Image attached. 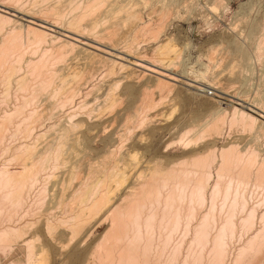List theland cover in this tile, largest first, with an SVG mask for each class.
<instances>
[{
	"label": "rangeland",
	"instance_id": "rangeland-1",
	"mask_svg": "<svg viewBox=\"0 0 264 264\" xmlns=\"http://www.w3.org/2000/svg\"><path fill=\"white\" fill-rule=\"evenodd\" d=\"M59 1L60 2L58 3V0H50V1L49 0H47V1L46 0H44V1L43 0H19L18 2H17V0H0V3L6 4L7 6L10 5L11 7H14L16 9H20L23 12H28V13L31 12V14L35 13L34 16L36 18H38L37 16H39V18L41 19L44 16L43 17L44 20L50 21L49 22L50 24H53L55 21H58V22H55V24L58 25L62 29H67L69 21L71 19H73L75 16L76 17V18H74L75 21L73 20L71 23L74 25L73 30L76 31L75 32V33H77L76 35H78V36L82 35L83 36V33H84V37L90 38V40H92V41L97 40V42L102 44V45L105 43L104 47H107L109 49L112 47L111 48L112 52H113V50L117 51V52H120V51L123 52V50H124L125 52H123L122 54H126V53L128 54L129 53L132 56L136 55L135 57H138L141 59L142 58L143 59L147 58L148 60L151 59V57L153 55L152 51L155 47L158 46V43L161 44L162 42L165 41V39L171 38L173 40L172 44L176 45L177 49L179 47L181 48V49L180 48L178 49V50H181V52L179 51V53H181V55L179 57V60H178V58L173 60V63L169 66L172 68H168V69L164 70V72L167 74L175 75V76L180 75L182 77L184 76L183 75V72H184L185 73L184 78H186L188 76L187 78L191 79V80L192 79L193 80L198 79L197 80L198 85H199V83L206 85V88H205L206 91L205 92H199V91L197 92V90L188 87L185 79L180 78V79H182L180 82H176V83L172 82L175 86L173 88L172 92H170V93L166 92V93L162 94L159 91H156V93H155V91L153 90V88H155V86H154L155 75H153V77L149 76V75H146V76L143 75L142 76L141 73L139 72V71H142L141 69L138 68L139 69L138 70L137 68H134L131 66L129 69H125L126 71L125 70L121 71V69L119 67H117V68L115 67L113 69H116L117 71L113 70L114 72L112 73V75L107 74L110 79L108 78V76L107 77L105 76L102 78L101 74H103L105 72V70H107L106 69L107 66L105 67L104 65L106 63L108 64L109 61L103 62L104 64H102V62L99 64H97L98 62L97 63L94 62V63H92V64H94L93 66H92V64H90L89 66H90L91 70H93V71H95V70L99 71L100 70V72L95 71L96 73L94 76H97L96 74L99 73L98 77L100 75L101 79H99L100 77L99 78L93 77L94 80L93 79L91 80L90 85H94L96 87L97 91H94V94L93 93L90 94L87 97L88 99L86 98V102L88 100V105H86V106H88V111L93 110L94 106H95L94 108L97 109L98 106L100 105L99 102L101 103L100 99H99L100 101L98 99H96V101H95V99L93 97L98 92V89H97L98 86H96V85H99V88L104 90V89H106L105 87H107V88L109 87L110 89L113 88V85H116L115 82L118 83V81H119V83H120L118 88L116 87V89H114L115 88L114 87L113 90L112 89L110 90V94H112V96H110V97H113V98L115 97L117 100V102L114 105L115 107L113 106L114 110H113V108H110V109L108 108L107 110L105 109L106 112H105L104 120L92 123V126H98V125L100 126L103 122H105V123H107L108 126L106 124H104L106 127L105 130L103 129V131H100V133H98V134L82 137V140L79 139L80 141L77 142L79 145H77L75 143L78 147L72 142L69 144L70 146H65V147H67V149L69 148L68 150L65 149V147L63 146L61 148V150H62L61 156H60L59 160L57 161L58 163L57 162L52 163L54 160L53 161L51 160L52 162L49 161L50 164H49V162H47L48 166L46 163L45 170L47 169V171H46L47 174L45 171H44L45 173L44 172H43V174L41 173L42 177H41L40 183H41L43 177H47L48 175H49V177H47L45 179L50 180L52 178V180L56 179V181L55 180L54 181L48 180L47 181L48 184H46L47 183L46 181L41 183V185L44 183H45L44 186L46 185V193L40 194L38 192L39 198H41L43 196L41 199V201H43V202H41L40 200L38 201L40 203L37 202L38 195L36 197L37 190H35L36 194H35V191H33V193L31 192L29 197L27 196L28 201H26V203H24L25 205L23 204L24 206H21V209L17 210V212L15 209L16 207H14V211H11L12 206L10 205L11 206V209H10V207H9L10 203H7L8 201L5 203V208L9 207V209H10L8 215L11 216V214H12V219L14 220L15 225H18L19 228L22 227L23 231L27 234V237L32 238L34 236L35 238H38L37 242H39V243L35 242L36 247H39L43 244V246L45 247V250H47L46 256H47V263L48 264H98L101 260L97 257H99L100 255L95 253V251L96 250H97V252L100 251L99 254L100 253L103 254V251L100 249L99 246L102 244L101 241H103V239L105 237L104 236L105 233H107L109 231L108 227L111 225L110 224L111 220L110 221L108 220V219H110L107 217L108 213H106L105 215L103 214L102 216H99L97 218L96 217L90 218V220L88 219L89 221L87 220L88 222L86 221V223H84V226H82L81 229L76 230L77 236L75 234H73V230L70 228V226L74 225V223L77 220H79L78 218H79V215H81V214H80V212H78L79 211L78 208H76L78 206L73 202V196H72V193L70 194V190L72 192V190L74 188L77 189L80 187H85L86 184L89 185L90 182H92L91 180H94V176L96 177V176H99L100 174H101L100 176H102L104 174L103 172L106 170L105 167L107 166V163L109 164V162H110V164H113L114 158L110 157L109 154H107V152H108L107 149H109V147H110L109 145L115 144L116 146L122 147L121 153H120L121 154L120 156H123L122 162L124 161V158L126 156V158H125L126 163H125V161L123 162V164H125V165H123V168H124V166L126 167L127 165H129L128 166L129 168L128 167L127 168L129 170V174H130V177H129V174L127 175L126 183L123 182V184L118 186L119 189H118V187L114 188L115 193L113 195L114 196V201L112 203L113 208H114V206L116 207L118 204H120V200L122 201V199L126 197V192H125V191H127L126 187L128 185H133L132 181L134 180L135 176H137V173L139 174L140 172L143 171V175L145 177H147V176L150 177L151 174H153V172L162 171L163 169H165L163 171L166 172V170L170 169L171 166L173 167V164L177 167L180 164V161L183 162L185 160H187V161L192 160L193 157L195 156L194 152H196V151H197L196 153L204 154L205 150L214 148L217 150V153H218L219 150L222 149V147H226L228 145L230 146L231 144L232 145L234 144V145L238 146V149H241V151H243V152L255 151V152H257V154L259 156L264 155V138L263 137L258 136V138H257L256 137L258 135L257 132H256L257 133L256 134L255 132H250L248 130H242L243 128H240L239 125L234 124L235 126L233 127V125H231L229 123V118L231 119L233 107L243 109V107H241V105L239 106V104L243 103V105L247 106V104H245V101L250 103V101H252V99H263L264 100V50H261L260 56L262 55L263 57L262 56L260 57L258 54H256L257 52L254 49L255 45L257 46L256 41L258 43L261 39L262 34L264 33L263 32L264 31V27H263V23H264V20H263V18H264V16H263L264 15V0H256V1L255 0H237V1L236 0H224L222 2V5H221L222 11L220 9L221 8L220 5H218L217 2H216V4L218 5L217 9H214V10L211 9L210 4L212 3L213 0H211L210 2H209V0H207V1L206 0H189V1L188 0H172V1L171 0H164V3L161 2V0H156V1L155 0H147L149 3L146 2V0H145V2L147 4H144L145 2H143V0H137L136 7L134 6L135 8L139 7L140 4L143 3V5H141V7L137 8V9H134V8L131 9L130 5L128 7L129 3L132 2L131 3V6H132L133 4H135L136 0L135 1L129 0V3H127V0H126V2L124 0H116V1L113 0V3L118 4V2H120L119 3L120 6H122V4L125 2L124 5L127 4L128 10H127L126 5L122 6L121 7L122 9L120 7H118V9H117L116 8L117 5H114L111 0L110 1L108 0V5L109 6L113 5L117 10L116 12H119L118 16H116V14H115L116 12L114 11L115 8L113 6H111L112 7L111 9H113V10L108 11L110 16L107 15V13H108L107 10L110 9V7H106L107 4L105 5V3H107V0H99V2H98V0H73L72 2H71V0H59ZM121 1H122V3H121ZM139 1H141V3L138 4ZM154 1L156 3L158 2L157 5L155 4L157 7L160 5L158 9L154 8V7H156L153 4ZM159 1L163 5L159 4ZM169 1H171V2H169ZM215 1L216 0L213 1V4L215 3ZM55 2L58 4L56 5ZM73 2H75V3H73ZM175 2L177 4V8L173 7L175 5ZM51 3H52V5H51ZM69 3H70V7L69 6L68 7L71 10L68 11L67 5H69ZM90 3L91 4L94 3V4L89 7ZM99 3H100V5L98 6L97 4H99ZM101 3H103L105 5V8H104V5ZM22 4H24V5H22ZM86 4H87V6H86ZM165 4H167V6L170 9H168V7H166ZM188 4H190V5H188ZM208 4H209V6H207ZM46 5H47V8H45ZM164 5H165L166 9H164V7H163ZM23 6H24V8H23ZM76 6H77V8H76ZM142 6H143V8H142ZM191 6H192V8H191ZM193 6H194V8H193ZM54 7H56V8L58 7V9H55ZM60 7H62L60 11H61V14L62 13L63 14L61 15L62 19L60 17L58 20L57 18H58V15H60L59 14L60 11L58 12L55 10H59ZM71 7H73L74 12L72 11ZM93 7H95V9L97 10L98 13L100 12V15L97 13V17L100 16L103 18V19L99 18V22H98V18L96 19V17H94V16H96V10H94ZM101 7H103V9ZM224 7H226V8H224ZM32 8L35 11H37V10L40 11L42 9L41 10L42 14L39 12L37 14L34 10L32 12ZM50 8H51V11L53 10V12H51L50 16H46L47 13L48 14L50 13V11L47 12L46 10L47 9L49 10ZM86 8H87V11H85ZM91 8L93 9V12L88 11L89 9L91 10ZM162 8H163V10H165L164 16L166 14V18H164V16H163V19L166 22L162 19L164 21L163 23L165 26H163V23L160 19V16L162 18L161 14H163ZM252 8H254V9H252ZM63 9H64V12H62ZM28 10H31V11L29 12ZM81 10H84L85 13L88 14V16L90 14V17L88 18L87 15L84 14L85 17H82V19L80 17V21H83L82 25L81 24L77 25L76 21L79 19L80 15H83L82 12L84 13V11L81 12ZM100 10H102L103 13ZM120 10H121L123 15L120 13ZM211 10H213V11H211ZM54 11H55V15H54ZM70 11H72V12H70ZM130 11H131V13H129ZM160 11L162 13L159 15ZM250 11H251V13H250ZM104 12L105 13L107 12V13L105 14ZM126 12H128V13L126 14ZM132 12H134V14L137 13L136 16H138V20L140 23L138 22L137 17L136 16L134 17L132 15ZM36 14H37V16H36ZM56 14H58V15H56ZM91 14H93V15L95 14L93 16V19L91 18V16H92ZM140 14H141V17L139 16ZM167 14H168V16H167ZM51 15H52V17H51ZM77 15H78V19H77ZM131 15H132V18L134 17L135 19H132ZM105 16L108 19H105ZM127 16L130 17L131 21L135 20V22H137L136 25H135L134 21L128 22ZM45 17H46V19H45ZM47 17H48V19H47ZM69 18H70V20H68ZM158 18L160 19L159 23L161 22V24H162V28H161L162 30L160 29V31H159V33L161 32L159 37H157L158 34H157V36L154 37L152 34H148L149 31H147V33H146L145 29L148 28V23L150 26H153L154 24H155V26H157L158 22L156 24L155 21H156V19L158 21ZM14 19H17V18H14ZM101 19H102V21H101ZM104 19L107 21V23ZM126 19H127V22L124 24L122 22V20L126 21ZM91 20H93L94 22ZM103 20H104L106 25L102 24V23H104ZM67 21H68V23H67ZM80 21L78 20L79 23H80ZM85 21L88 24L90 23V21L92 24L95 23V21H96V23L94 25L89 24L90 25L89 26L87 24V26H85L86 25ZM118 21H120V22L118 23ZM237 21H239V22L237 23ZM22 23H24V22H22ZM97 23H98V25H96ZM112 23L115 25L113 26ZM116 23H117V25H119V27H116L117 26ZM131 24H132V26H131ZM144 24H146L147 27ZM254 24H255V27H254ZM75 26L78 28H80L79 26H81V28H82V26H85V27H83L84 29H82V32L80 33V31L77 30L78 28L75 29ZM92 26H94V27L92 28ZM95 26H96V28H95ZM150 26H149V28H150ZM89 27L91 28L90 30L88 29ZM137 27H138V30H136ZM154 27H153V29H156V27L155 28ZM110 28H111V30H110ZM140 28H142V29H140ZM9 29H10V26H6L3 34H0V41H2L1 38L4 36L6 31H8ZM112 29L113 30L116 29V31L115 30L113 31V33L116 32L115 36L113 35V33H111ZM139 29H140V33H139ZM151 29L152 28H150V30ZM83 30H84V32H83ZM99 30L102 32H100ZM104 30L110 31L109 32L110 34L106 31L107 37L105 36L106 32H104ZM141 30L142 31L144 30L145 33H144V31L142 32ZM55 31L57 33L55 32V33H53V35H58L59 33L63 32L62 30H59L58 28H55ZM137 31H138L139 36L135 41L132 42L131 38L133 39V34H135V32L137 33ZM259 31H260L261 35L259 34ZM100 33H103V34L100 35ZM142 33L147 34V36L149 37L148 38L147 36L144 35L146 38V41H145L144 36L141 35ZM86 34H87V36H86ZM257 34L259 35V37L257 36ZM110 35L113 38H110L109 37ZM247 35H248V37H247ZM102 36L103 37L105 36L106 38L105 37L103 38ZM118 37H119V39H117ZM253 38H254V40H253ZM81 39H82V41H85L84 38L81 37ZM112 39H114V40H112ZM101 40L102 41L104 40L103 41L104 43ZM26 41H27V36L23 32V43L20 46V48H22V47L23 48L21 50H20V48H18L17 51L12 53L13 56L11 55V57H9V59L7 60L8 63L6 61L5 66H3L4 68H6V66H8L9 63L13 62V60H14V62L11 63V65H15V70H17L16 74L14 73L15 70L12 71L15 74V77H14L15 79L13 78L14 75L11 76L12 72H11V74L10 73L7 74L6 73L7 71H5L6 69L9 68V66L6 69H3V67H2L1 68L2 72L0 74V78L5 77V76H9V77L11 76L10 77L11 78L10 83L7 82L9 80V77H6V81L4 79L3 80L0 79L1 80L0 84L1 85L3 84L2 86L6 87V85H4V83L7 84V88L0 86V116H1V113L4 115V113H6L7 111L13 112V109L14 108L16 109L17 105H18L17 107L19 109L21 107V109L24 113L23 114L22 112H20L19 114H21V115L23 114L22 116L18 114L19 115V116L17 115L18 118H16V119L13 118L14 120L12 119V121L11 120L9 121V123L10 122H13V123L8 124V122H7L8 125H12V127H14V128H12V129H14V134H13V130L11 129L10 126L8 127L9 130H8V128L6 129V123H5L4 130H7V132L8 131L10 132V130H11L12 132H10V134H12V135L7 133L8 135H5L6 138L4 139V136H3V139L0 140V170L5 168V167L6 168L8 167L7 169L10 172H14V171L18 172L19 170H21V167H22L21 159L18 158V154H15L16 157H14L15 156L14 153H16L15 149H17V147L20 148L21 146H24L23 144L28 145V143L31 141L29 143V146L30 145L36 146L38 151H40V150H42V147L46 146L50 141L53 140L52 137L50 138L48 136V134L46 137L45 136L41 137V138L39 137V139H38V137L36 138V136H38L36 134H40L41 133L40 131H42V133L45 131L44 134L49 133L50 130H48V129L42 130L43 128L40 129L38 126L42 123V121H43V123H45L48 120H42V121H40V123H38L39 121L35 122L34 119H32L34 123H38L35 125L33 123V127H32L31 126L32 124H30L32 120L30 121L31 118L28 119L29 113L33 112L32 110H35V111L38 110L37 112H40V110L43 109L42 108L43 105L41 103H43L44 106H45V103L48 104L46 102V100L44 102L45 98H43V97H44V95H45V97L48 96L50 94V92L46 91L45 94L43 95V97H42L43 93L38 95L36 93V91L32 92L31 89L33 90V88H31V87H34V86L37 87V83L39 82V79L37 78L38 79L37 80L36 76H33V78H35V79H33L32 75L30 76V72L28 73V77L27 76L25 77V78H28V80H25V85L22 87V83H19V85L21 84V86H19V89H22V91H20L18 89L17 81L15 82V80H17L16 78H18L20 80V78L25 76V73L27 74V69L25 68V66H26L25 61H29V59L30 60L34 59V61H36V58L38 60V57L40 58V55L44 56L45 50H47L48 46L51 47V44H50L51 41H48L47 44L46 43L41 44L40 46H38V49H37V45L36 46L34 45V47H33V44H31L28 41L26 43ZM242 41H244L245 44ZM116 42H117V44H116ZM128 42H130V43H128ZM51 43H53V44H52V48H48L49 49L48 52L49 51L51 52V53L50 52L47 53L48 57L53 56V54L56 55V53L58 54L59 52H61V50L59 51V48H61V47L57 42H55V43H57L56 46L54 45V42H51ZM131 43L134 45L132 46ZM106 45H108V46H106ZM115 47H116V49H113ZM239 47L243 48L244 52H246V56H247L246 58L241 57L237 54L236 50ZM55 48L56 49L58 48V52H56ZM249 48H250V50H248ZM263 49H264V45H263ZM32 50H34L35 53H36V51L38 53L34 54V52H32ZM90 50L95 52V54H98V55L103 56L105 58H107V57L111 58L109 55L108 56L104 55L103 53H101L99 51H95L92 49H90ZM130 51L132 53H130ZM133 52H134V54H133ZM212 52H213V54H211ZM20 53L22 54V58L24 59L23 60L24 62L21 61V63L19 64L16 62H17L18 58L21 56ZM225 53L228 55L227 57L229 59H231V57H232V60L235 59L234 63L231 60H227L228 58L226 57ZM68 54L70 55V56L68 55L70 58H72V56L74 58V63H72V65L76 64V63L80 65L83 62L82 56L79 57L75 53H71L72 54L71 55L70 52ZM236 54L239 56V58H238V56H236ZM255 54H256V56H255ZM222 55H224L226 58L224 57V59H223ZM233 55H234V58H233ZM68 56H67V59L65 62V66L61 62V64L59 63V66L61 65L60 67H63V66L64 67H67V66L70 67L71 59ZM14 57H16V58H14ZM75 57L78 59L76 60ZM212 57H213V60L211 59ZM218 57H220V58H218ZM235 57H237V58H235ZM249 57H250V59H249ZM73 58H72V61H73ZM129 59H131V57H129ZM217 59L220 61L217 62ZM9 60H10V62H9ZM152 60H154V56L152 57ZM210 60H211V62H210ZM223 61H225L226 64ZM51 62L48 64V67H50V68H51V66H52V68H54L55 66L58 67L57 63H54L53 61H51ZM227 62L230 64H228ZM68 63H70V64H68ZM214 63L217 64V66L215 65L216 67L212 68V67H214ZM18 64H19V66H18ZM109 64H110V66L108 65V67L110 69L112 67V64L111 63H109ZM125 64L127 65V63H125ZM79 65H77V66H79ZM174 65H177V66L174 67ZM231 65H233V66H231ZM236 65H237V67H236ZM99 66L100 67L103 66L104 69H103V67L97 68ZM48 67H45V68H47V70H45L46 73H48L49 71L51 72L52 68L51 69L49 68L50 70H48ZM93 68L94 69L96 68V69L94 70ZM101 69L104 71H102ZM45 71H44V73H45ZM3 73H5L4 76H3ZM106 73L107 72H105L104 74H106ZM144 73H146V72H144ZM104 74H103V76H104ZM127 74H129V75H127ZM130 74L132 75V77ZM1 75H2V77H1ZM198 76H199V78H198ZM29 77L31 79H29ZM105 78H107V79L105 80ZM202 78H203V80H202ZM120 79H121V81H120ZM165 79H167V77ZM199 79H200V81H199ZM33 80H36V81L34 82ZM57 80H58V78H55L54 82ZM99 80H100V82L98 83ZM109 80H110V83H109ZM208 80H210L209 82L211 84H212L211 80H213V82L215 84L218 81H220V83L222 85H216L215 86V84L213 83L214 86L209 87V85H207L209 83ZM215 80H216V82H215ZM3 81H5V82H3ZM182 81H184V82H182ZM96 82H97V84H96ZM105 82H107V83H105ZM27 83L28 84L30 83V84L27 85ZM56 83H58V81ZM8 85H9V90H8ZM15 85H17V86H15ZM26 86H27V89H26ZM218 86H219V88H216ZM220 86H221V88H220ZM224 86H225V88H224ZM35 87H34V90H35ZM147 87H151V89H152L151 91H153V94L150 97L153 100H155V102L153 104L156 106L152 107L153 111L151 109L150 111L147 112V114H149L148 115L149 117L147 116V118H145V117H142L145 115L142 112V110L140 111L141 114L139 111H138L139 113L137 112L138 115H136L137 113L135 114L134 112H136L135 106H138V107H139V105L142 106V100L140 98H138L137 96L140 97L139 93H141V91L143 89H146ZM2 88H4L3 89L4 92H2ZM77 88L81 89L79 92V95L80 94L81 95L80 96L77 95L75 100L77 103L81 104L80 101L84 100L85 98L84 97L80 98V97L82 96V93L84 94L85 91L87 92L88 89L86 90V86H83V85L77 86ZM109 88H108V91H109ZM5 90L8 91L9 97L4 96L5 93L7 94V91L5 92ZM132 90L135 92L134 96H131ZM111 91H112V93H111ZM113 91H114V93H113ZM24 92H26V93L23 94ZM34 92H35V96L32 97L31 94L33 93V95H34ZM15 93H17V95ZM46 93H48V94L46 95ZM167 93H169V95ZM36 95H38L37 98L41 97L40 100L36 99V100H38L37 102L35 99H33L36 97ZM78 96H79L80 101L77 98ZM29 97L31 98L30 100L33 99L34 102L26 100L27 103L31 102L30 105H29V103L27 105L25 102V99L26 98L28 99ZM119 98L121 100H118ZM23 99H24V102H23ZM56 100H58V99H56ZM20 102H21V106H20ZM56 102L57 101H54L56 108L53 107L51 109L52 114H53L54 108H55V112H56V114H55L56 119H52L53 124H52L51 119H50L49 120L50 122L49 121L46 122L44 124L45 126L42 123V125L40 127L43 126L46 129V127L48 128V126L53 125V129H56V127L60 128L61 126H64V125L67 126V123H66L67 119L64 120L66 118V115L64 116V114H65V111L69 110L70 105L67 104L69 106H67V107L65 106L64 110H62V108H61V110H59V103L57 104ZM39 103H40V105H39ZM22 104L26 108L23 107ZM96 104H97V107H96ZM108 105H109V103H108ZM30 106H31V108H30ZM57 107H58V109H57ZM24 108H25V111H24ZM65 108H66V110H65ZM85 108H87V107L80 109V110H82V112L79 111L78 114L83 115L84 111H86ZM219 108L224 109L227 113L226 114L227 120L223 119L222 120L223 123L221 121V123L223 124V125H220V127L223 128V129L222 128L220 129L222 131V133H221V131H220L219 135H216L213 132L211 133L212 135H210L208 133V135L202 137V139L199 140L198 143H196V145H195L196 147H194L195 143L189 145V146H191V147H189V146H186L187 142H184V141L181 142L180 141V136H182L188 129H191V130L194 129V132L191 133V135H193L196 132H199L200 128L205 123V121L207 119L210 120L212 118V116H210L212 113H210V112H214L215 110H219ZM56 109L59 110L58 115L60 114L59 116L62 118L61 120H60V117L57 118ZM243 110H245V109H243ZM60 112H62V113H60ZM61 114L65 117L64 119H63V116H61ZM134 114H135L137 120H135ZM130 116H131V120H132L131 122L133 123L132 124L130 122L131 125H130V123H128L130 121V118H129ZM53 117H54V114H53ZM23 118L26 119V120H24L27 122L26 125L29 123V125H30L29 130H28V125L25 128L26 125H25V122L23 121ZM58 119L60 121L63 120L61 122L62 124L60 122L59 123L57 122V121H59ZM53 120H55V122ZM133 120L136 121V123ZM224 120H226L225 121L226 123L224 122ZM260 120L263 121V119H260ZM20 121L22 124L20 123ZM56 123H58V124L56 125ZM139 123H141V124H139ZM128 124L130 125V127L132 126V129H134L133 131L131 128H128L129 126L128 127L126 126ZM54 125H55V127H54ZM136 125H137V127H136ZM229 125H231V127ZM15 126L20 127V128L22 126V128L20 129L22 131L19 132V129L17 128L18 132H16V133H18V134H16L15 133ZM34 127L37 128V130H35ZM125 127H126L127 133L125 132ZM23 128H25V129H23ZM127 128H128V130H127ZM26 129H27V132L29 134H30V129H32L31 133L34 132V134L32 133V137L35 135L34 138H30V139L26 138L25 139L26 134H24V131ZM50 129L52 130V128H50ZM129 130L131 131L130 134H129ZM46 131H48V132H46ZM22 132H23V134H22ZM119 133H121V134H119ZM3 135H4V133H3ZM13 135H16L17 137L14 136V138H12ZM7 136H10V137L12 136V137H11V139H10V137L8 139ZM30 136H31V134H30ZM115 137L117 140H115ZM118 138H119V140H118ZM129 138H130V140H129ZM48 139H51V140H48ZM255 139H256V141H255ZM2 140L5 142H2ZM81 141L82 142L84 141V144ZM35 142H37V144H35ZM80 142H81V144H80ZM43 143H44V146L42 145ZM54 143H55V146H54V144H53V146H54V148H56L58 142L55 141ZM40 145H42V147ZM81 145H83L84 147H82ZM4 146L6 147V149ZM183 146H184V148H183ZM71 148L74 149V151H72ZM64 149L66 150V152ZM258 149H260V150H258ZM132 150H133V153H132ZM63 151L65 152V154H63ZM70 151H71V157L68 153ZM192 151H194V152H192ZM122 152L124 154H122ZM129 154L131 156H129ZM82 155H83V157H82ZM117 155H118V153H117ZM117 155L115 158H118L119 155L118 156ZM77 156H78V159H77ZM127 156H129V157H127ZM135 156H136V158H135ZM191 156H192V158H191ZM67 157H68V159H67ZM17 158H18V160H17ZM127 158L132 163L127 161L126 160ZM14 159H16V160H14ZM143 159H144V161H143ZM74 160L76 163L74 162ZM159 160L162 163L161 162L159 163ZM138 161H139V163H138ZM156 161H157V164H156ZM136 162L138 164V167H137ZM176 162H178L179 164L177 163L178 164L177 165ZM51 163H52V166H51ZM65 163L67 165H65ZM96 163H98L99 165L98 164L96 165ZM53 164L56 165L55 168H53L54 167ZM93 164H94V166H93ZM104 165H105V167H104ZM169 165H170V168H168ZM92 166H93V169L91 170L90 168H92ZM108 166H107V168H108ZM120 166H122V165L120 164ZM135 166H136V169L134 170V174H132ZM155 167H157V168L155 169ZM60 168H62V169H60ZM77 168L78 169L81 168V169L78 170ZM54 169H55V172L52 173V171ZM75 169H76V173H75ZM73 170H74V172H73ZM135 171H137V172L135 173ZM51 175H52V177H51ZM72 175H73V177H72ZM74 175H75V177H74ZM69 179H71V180H69ZM72 180H74V181H72ZM54 182H56V183L54 184ZM69 182L71 184H69ZM78 182H80V183H78ZM77 183L79 185H77ZM67 184H68V188L66 186ZM55 188H57V189H55ZM63 189H64V191H63ZM66 189L67 190L69 189V191H67ZM254 189H255V191H254ZM249 191L250 192L247 194L249 206L250 207L254 206V208L257 209L256 214L257 213L258 214L256 216H258L259 214L261 215L262 213H264V202H263L264 201L263 200L264 199L263 198L264 192L262 190L258 191V189H256V188H252ZM259 193H261V194L259 195ZM61 194H63V195H61ZM69 195H70V198H69ZM45 196H46V199H44ZM209 199L210 198L208 196V198L205 200V202H200V203H198L197 201L189 202V200H185L182 203H180L181 206L180 205L178 206V204H179V202H178L176 205L174 204V207L172 206V207H170V209L167 208L168 210H170L169 212L167 211L168 213L164 212L165 208L162 210V207L164 204H161L162 207L159 205L161 208L158 206V208H159L158 209L159 210L158 211L159 222L157 221V223H156L157 227H155V230L156 229L157 230L150 240L152 242L151 243V248H152L151 251L152 252H150L151 255L149 257H150V260L152 259L151 262L152 263L154 262L153 264H157L155 261V260H157L156 258H158V260H157L158 264H175V263L176 264H180V263L184 264L185 260H186L185 264H201V262H198V263L195 262V260L197 259L196 257H198L200 255V253L203 254L202 255L203 256L202 264H209V262H211V260L213 258L212 257L213 252H212V246H211L212 244L211 245L209 244L203 251L202 247L197 245L196 243H194L192 240L193 237H191V235L193 236L194 228L197 227L196 224L199 226L203 222L202 220L204 219V216L207 217L208 212L210 213L211 210H213L212 206H211L212 205L211 200L209 201ZM188 202L190 203V205L187 204ZM229 202H230V199H229V201H227V203L229 204ZM60 203H61V205H60ZM221 203H223V199L221 197H216L214 199V205H215L214 210L215 211H214V213L212 211L210 214H208L207 223L211 227L210 231H211L212 238H213V236L216 235L215 233H217L218 228L220 226L224 225L225 220H227L230 217V214L228 212V208H226V207H228V204L225 206L226 209L223 208L222 212L219 211V210H221V205H223ZM68 204H69V207H68ZM219 204H221V205L219 206ZM7 205H8V207H7ZM41 205H42V207H41ZM73 205H75V209H74ZM190 206H191V208H190ZM179 207L181 208L180 211L178 210ZM28 208H30V209H28ZM171 209H173V210L171 211ZM190 209H191V212H190ZM6 210H7L6 212H8V209H6ZM32 210H33V212H32ZM161 210L163 211L165 216L164 215L162 216ZM48 211H51V212H48ZM177 211H179V213L182 212L180 215V216H182L181 217L182 220L180 219L179 224L176 225V227H177L176 228L177 231H176V229L175 228L173 229V227H172L173 222L171 221V219H173V217ZM13 212L16 215H14ZM26 212H27V214H26ZM65 212L67 215L64 214ZM78 213H79V215H78ZM192 213H193V215H192ZM241 213H242V215H241ZM21 214H22V216H21ZM146 214H147V211H146ZM204 214H206V215H204ZM29 215H30V218H29ZM169 215H170V217H169L170 220L167 221V219H165V218H167ZM227 215L229 216L228 218H227ZM51 216H53V217H51ZM159 216H160V218H159ZM233 216H234V219L232 217V221H233V223H236V229L233 232V235H231V237H229L230 235L228 234L227 236H225V238H223V239H225L224 243H225L226 249H227V254L225 256L224 264H226L227 262H228L227 264H231V263H233V264H264V261H263L264 260V246H263L264 245V240H263L264 239L263 238L264 232L262 233V231L264 229L263 223L261 224L260 220H258V218H257V220L255 219V221L253 222V225L251 227L252 229H250V226L249 227L244 226L243 225V219L246 216V212L244 211V213H243V211H241V208H239V207H238V209L235 210V214ZM72 217H74L75 222L74 221H73V223L70 222V226L68 227L69 223L66 224V222H64V221H66L68 219L67 220V222H68L70 218H71V220H73ZM185 217H187L188 219ZM75 219H77V220H75ZM163 219H165V220L163 221ZM160 220H161V223H160ZM234 220H235V222H234ZM16 221L18 223H16ZM186 222L188 223L187 226H190V227H189L188 231L186 230V232H184L186 229V225H185ZM24 223L25 224L27 223L28 225L27 224L25 225ZM164 223H167V224H164ZM48 224H49L50 228H47ZM183 225L185 226L184 227L185 229L183 228ZM66 227H68L70 229L68 230V228H66ZM129 228H131V230L129 229L128 232L132 231V233H129V237H130V239H132L133 237L131 238V234L133 235L134 229H132L131 226ZM247 228H249V229H247ZM244 230H246V232L247 231L248 232L246 233ZM259 231H260V233H259ZM191 232H192V234H191ZM103 233H104V235H103ZM261 233H262V235H261ZM257 234H258V240L259 241L256 239V241H254L255 246H254V244L252 246H249L248 242L253 238V236H255ZM144 236H146V237L143 239ZM232 236H233V238H232ZM249 238H250V240H249ZM145 239L147 241V239H149V238H147V235L144 233V235L141 236V240L144 241V243H143V241L141 242V246L146 243ZM262 240H263V242H262ZM166 242H167V245H166ZM191 242H193V243H191ZM226 242H227V244H226ZM98 244H99V246H97ZM243 246H244V248H243ZM245 246L247 248H245ZM256 246H259V249H258V247L256 248ZM96 247H98V248H96ZM176 247H177L178 251H176ZM254 247L257 250H255ZM247 249H250V250H247ZM175 251H176V254H175ZM209 252H210V254H209ZM79 253H80V255H79ZM93 254H94V256H93ZM96 254L98 255L97 257H96ZM98 259H99V262H97ZM167 259H168V261H167ZM235 259H236V261H235ZM99 264H101V262Z\"/></svg>",
	"mask_w": 264,
	"mask_h": 264
},
{
	"label": "bare ground",
	"instance_id": "bare-ground-1",
	"mask_svg": "<svg viewBox=\"0 0 264 264\" xmlns=\"http://www.w3.org/2000/svg\"><path fill=\"white\" fill-rule=\"evenodd\" d=\"M19 0H17L18 2ZM44 1V0H43ZM47 1V0H46ZM50 1V0H49ZM73 0H71L72 2ZM110 1V0H109ZM112 3H113V0H111ZM116 1V0H115ZM126 2V0H124ZM132 1V0H131ZM135 1V0H134ZM156 1V0H155ZM154 1V2H155ZM172 1V0H171ZM169 1V2H171ZM189 1V0H188ZM207 1V0H206ZM211 0H209L210 2ZM214 1V0H213ZM213 1L212 3L210 4L211 6V9H217V6L222 5V2L224 0H216L215 3L213 4ZM237 1V0H236ZM256 1V0H255ZM21 2V1H20ZM35 2V1H34ZM57 2V1H56ZM55 4L57 5L60 1L58 0V3ZM97 2V1H96ZM99 2V0H98ZM97 2V3H98ZM103 2V1H102ZM124 2V3H125ZM143 2H145V0H143ZM146 2H148L146 0ZM144 3V4H147V3ZM151 2V1H150ZM154 6H156L158 4V2L154 3ZM161 2L164 3V0H161ZM161 2L159 1V4H161ZM217 2V4H216ZM43 3V2H42ZM75 3V2H73ZM104 3V2H103ZM101 3V4H103ZM110 3V2H109ZM111 3V4H112ZM120 2L117 3H113L114 5H117L116 8L118 9V7H122V6H125L127 7V4L124 5V3L122 4V6H120L119 4ZM122 3V1H121ZM127 3H129V0H127ZM132 3V2H131ZM131 3L128 4V7L130 5V8H134V9H137L139 7H141L142 4H140L139 7L135 8L136 7V4H137V0L135 2V4H133L131 6ZM141 3V1L138 2V4ZM149 3V2H148ZM174 3V2H173ZM39 4V3H38ZM94 4V3H93ZM90 3L89 7L91 5H93ZM108 5V0H107V3H105V5ZM156 4V5H155ZM171 4V3H170ZM181 4V3H180ZM179 4V5H180ZM184 4V3H183ZM213 4V5H212ZM233 4V3H232ZM254 4V3H253ZM24 5V4H22ZM52 5V3H51ZM67 5V4H66ZM98 6L100 5L97 4ZM104 5V4H103ZM105 5H104V8H105ZM106 7H110L108 11H112L113 9H111L113 5L111 6H107ZM163 5V4H161ZM166 7L167 4H165ZM165 5L163 6L164 9H166ZM182 5V4H181ZM185 5V4H184ZM190 5V4H188ZM247 5V4H246ZM33 6V5H32ZM49 6V5H48ZM70 7V3L69 5H67V7ZM84 6V5H83ZM82 6V7H83ZM87 6V4H86ZM95 6V5H94ZM135 6V7H134ZM160 6V5H159ZM159 6L157 7H154L155 9L159 8ZM183 6V5H182ZM209 6V4L207 5ZM260 6V5H259ZM63 7V6H62ZM59 10H55V11H60L61 8ZM65 7V6H64ZM68 7V11L71 10L69 9ZM75 7V6H74ZM88 7V8H89ZM96 7V6H95ZM94 8V10H96ZM114 7V6H113ZM128 7H127V10H128ZM162 7V6H161ZM173 7H176L177 8V4L175 2V5ZM172 7V8H173ZM187 7V6H186ZM24 8V6H23ZM43 8V7H42ZM47 8V5L46 7ZM55 9H58V7H54ZM72 8V11L74 10L73 7ZM77 8V6H76ZM85 8V7H84ZM97 8V7H96ZM100 8V7H99ZM103 9V7H101ZM115 8V7H114ZM115 8V12L117 11ZM119 8V9H120ZM143 8V6H142ZM192 8V6H191ZM194 8V6H193ZM226 8V7H224ZM122 9V8H121ZM126 9V8H125ZM141 9V8H140ZM161 9V8H160ZM168 9H170L168 7ZM181 9V8H180ZM221 11H222V7L220 8ZM254 9V8H252ZM33 8H32V12H33ZM42 10V9H41ZM41 10H37L35 11L37 14L38 12L41 13ZM76 10V9H75ZM78 10V9H77ZM99 10V9H98ZM211 10V11H213ZM29 12L31 10H28ZM50 11V13L48 14L47 12ZM45 12L47 13L46 16H50L51 12H53V10L51 11V8L48 10H46ZM55 11H54V15H55ZM70 11V12H72ZM84 11V10H81V12ZM85 11H87V8L85 9ZM84 11V13L82 12L83 15H80L79 16V19H78V15H77V19L80 21V17L82 19V17H85L84 14H86ZM88 11H92L93 12V9L91 8V10L89 9ZM102 13L103 11L100 10ZM119 11V10H118ZM123 11V10H122ZM134 11V10H133ZM165 10H163L162 8V12L163 14H161L162 12L160 11L159 15L161 14L162 15V18L160 16V19L162 21V23L165 21L163 19V16H164V12ZM253 11V10H252ZM43 12V11H42ZM62 12H64V9L62 10ZM74 12V11H73ZM106 12V13H107ZM215 12V11H214ZM257 12V11H256ZM44 13V12H43ZM57 13V12H56ZM66 13V12H65ZM97 10H96V16H94L93 14H91V18L93 19V16L96 17V19L98 18V22H99V18H102L100 16L97 17ZM105 13V12H104ZM105 13V14H106ZM120 13L122 14L121 10H120ZM128 12H126L127 14ZM131 13V11L129 12ZM169 13V12H168ZM251 13V11H250ZM35 14V13H34ZM34 14L31 12L28 13V12H23L21 11L20 9H16L14 7H11L10 5L7 6L6 4H2L0 3V34H3L4 32V29L6 28V26H10V29L8 31H6V33L4 34V36L1 38L2 41H0V74L2 72V67L5 66L6 64V61L9 59V57H11V55L13 56L12 53H14L15 51L18 50V48H20L21 44L23 43V32L26 34L27 36V41L30 42L31 44H33V47L34 45L36 46L37 45V49H38V46H40L41 44H47L48 41H51V42H54V45L56 46L57 43L60 45L61 48H59V51L61 50V52H59L58 54L56 52H58V48L56 50V55L53 54V56H47V53L48 52V48H52V44H51V47L48 46L47 50H45V53H44V56L40 55V58L38 57V60L36 58V61H34V59L30 60L29 61H25V68L27 69V74L25 73V76H23L22 78H20V80L18 78H16L17 80H15V82L17 81V86L18 89H19V86H21V84L19 85V83H22V87L25 85V80H28V78H25L26 76L28 77V73L30 72V76L32 75V78L33 76H36V79L38 78L39 79V82L37 83V87H35V90H34V87H31L33 88V90L31 89V91H36V93L39 95V94H42V97L43 95L45 94L46 91H49L50 94L48 96L44 97V102L46 100V102L48 104L45 103V106L43 103H41L43 105V109L40 110V112H37L38 110H32L33 112L32 113H29V118L30 121L32 119H34L35 122H38L40 123V121L42 120H50L51 119V122H52V119H56V112H55V108H56V105L54 103V101H57L56 103L58 104L59 103V110H64V107L66 106H69L70 105V108L69 110L65 111V114L64 116L66 115V118L61 114V116H63V119L66 120L67 122V126H61L60 128L56 127V129H53V125H50L48 126V128L46 127V129L42 126V123L39 126V128H43L42 130H50L49 133H45L44 132L42 133V131H39L42 133L40 134H36L38 136H36V138L39 137H46L47 134L48 136L51 138L52 137V141H50L46 146H44V143L42 144L44 147H42V145H40L42 147V150L38 151V149L36 148V146H29V142L28 145H25L23 144L24 146H19L20 148L17 147V149H15L16 153L15 154H18V158L21 159V170H19L18 172H10L6 167L1 169L0 170V264H48L47 263V250H45V247L43 246V244L39 247H36L35 245V242L38 241V238H35L34 236L32 238L30 237H27V234L23 231V228H19L18 225H15L14 223V220L12 219V214L11 216L8 215L9 213V210L11 209V206H12V210L11 211H14V207H16V212L17 210L21 209V206H24L26 203V201H28V198L27 196L29 197V195L31 194V192L33 193V191L37 190V194H36V191H35V194H36V197L37 195L40 193V194H43V193H46V185L44 186V184L41 185V183H43L44 181H48L47 177H49V175L47 177H43L41 183H40V180H41V173L43 174V172L47 171V169L45 170V165L47 162H53L52 163H55L59 160L60 156H61V148L64 146H70L69 144L72 142V143H76L77 145H79L77 142H79L81 139L82 140V137H86V136H91V135H94V134H98L100 133V131H103V129L105 130L106 127L104 124L107 125V123L103 122L100 126H92V123L94 122H97V121H102L104 120L105 118V112L106 110L109 108H113V106L115 105V103L117 102L116 98L114 97H110L112 96V94H110V90L113 88L116 89V87L118 88L119 87V81L118 83L115 82V84L117 85H113V88H109V91H108V88L105 87L106 89L102 90L99 88V85H96L98 86V92L93 96L95 101L96 99H100L101 100V103L99 102V106L97 109H95L93 107V110L91 111H88V100L86 102V98L90 95V94H94V91H97L96 90V87L94 85H90L91 83V80L94 78L93 77H98V72H100V70H94L95 71H98L96 74L97 76H94L95 75V71L91 70L90 69V64L94 63V62H98L97 64L101 63L104 64L103 62L105 61H109V63L112 64V67L109 69L108 65L110 66V64L106 63L104 66L106 67L107 66V70H105V72H107L106 74H101L102 75V78L103 77H107L108 75H112V73L114 72L113 70H116V69H113V68H117L119 67L121 69V71L125 70V69H129L131 66L134 67V68H139L141 69L142 71H139L141 73V75H149V76H152L155 75V80H154V86L155 88H153V90L155 91H159L160 93H166V92H172L173 88L175 87L174 84L172 82H180L182 79H185L186 82H187V85L188 87L190 88H193L195 90H197V92H205V88H206V85L205 84H201L199 83L198 85V79L197 80H191V79H188L187 77L184 78L185 76V73L183 72V77L180 76V75H171V74H167L164 72V70L168 69V68H172V67H169L172 63H173V60L178 58L179 60V57L181 55V53H179V51L181 52V50H178L177 49V46L176 45H173L172 44V39L171 38H167L165 39L164 42H162L161 44L158 43V46L155 47L153 49V55L152 57L154 56V60H152V57L151 59H147V58H138V57H135V56H132L131 54H122L123 52H125L123 50V52H117V51H114L112 52V47L109 49L107 47H104L105 46V43L102 45L100 43L97 42V40H90V38H87V37H84V33H83V36L82 35H76L77 33H75L76 31L73 30V27L74 25L71 23L74 18H76L74 16L73 19L70 20V18L67 21L68 23V27L67 29H62L60 28L58 25L55 24V22H58V21H55L53 24H50L49 22L50 21H47V20H44V16L40 19L39 16H36L38 18H36L34 16ZM42 14V13H41ZM40 14V15H41ZM60 15H58V20L59 18L61 17V11L59 12ZM100 15V12L98 13ZM113 14V13H112ZM116 16L119 15V12H116L115 13ZM137 14V13H136ZM136 14H134V12H132V15L135 17ZM44 15V14H43ZM67 15V14H66ZM87 17L89 18L90 17V14L88 16V14H86ZM108 16L109 15V12L107 13ZM106 15V16H107ZM114 15V14H113ZM123 15V14H122ZM132 15H131V18H132ZM170 15V14H169ZM262 15V14H261ZM103 16V15H102ZM105 16V19H108L107 17ZM115 16V15H114ZM121 16V15H120ZM129 16V15H128ZM127 16V17H128ZM141 17V14L139 15ZM168 16V14H167ZM264 16V15H263ZM52 17V15H51ZM67 17V16H66ZM86 17V18H87ZM132 18V19H135V18ZM137 17V20H138V16ZM14 18H17V19H14ZM64 18V17H63ZM85 18V19H86ZM90 18V19H91ZM120 18V17H119ZM164 18H166V14L164 16ZM46 19V17H45ZM48 19V17H47ZM62 19V17H61ZM84 19V18H83ZM103 19V18H102ZM101 19V21H102ZM104 19V20H105ZM116 19V18H115ZM118 19V18H117ZM140 19V18H139ZM158 18V21L156 19L155 23L157 24L158 22V25L155 26V24L153 26H150L149 23H148V28L145 29L146 33L147 31L148 34H152L154 37L160 35L159 31L160 29L162 28V24L161 22L159 23V20ZM164 21H163V20ZM239 19V18H238ZM56 20V19H55ZM78 20L76 21L77 25L81 24L82 25V22L83 21H80V23L78 22ZM89 20V19H88ZM87 20V21H88ZM103 20V22H104ZM136 20V21H137ZM264 20V18H263ZM53 21V20H52ZM51 21V22H52ZM62 21V20H61ZM75 21V20H74ZM93 21V20H91ZM90 21V25H94L96 23H91ZM100 21V22H101ZM106 21V20H105ZM109 21V20H108ZM131 21L130 20V17H128V22ZM135 22V20H132ZM131 21V22H132ZM243 21V20H242ZM247 21V20H246ZM251 21V20H250ZM24 22V23H22ZM94 22V21H93ZM120 21H118L119 23ZM122 22L125 24L127 22V19L126 21L122 20ZM139 22V20H138ZM166 22V21H165ZM239 21H237L238 23ZM248 22V21H247ZM86 23V21H85ZM107 23V21H106ZM137 22H135V25H136ZM140 23V22H139ZM245 23V22H244ZM88 23H86L85 26H87ZM88 24V25H89ZM100 24V23H99ZM104 25V23H102ZM121 24V23H120ZM235 24V23H234ZM84 25V24H83ZM89 25V26H90ZM98 25V23L96 24ZM112 25L114 26L115 24L112 23ZM117 25V23H116ZM129 25V24H128ZM127 25V26H128ZM146 25V24H144ZM250 25V24H249ZM257 25V24H256ZM62 26V25H61ZM85 26H79L80 28L76 27L75 26V29L78 28L77 30L80 31V33L82 32V29H84L83 27ZM103 26V25H102ZM101 26V27H102ZM132 26V24H131ZM152 28L150 30V28ZM156 27V29H153V27ZM163 26L164 23H163ZM94 26H92L93 28ZM98 27V26H97ZM105 27V26H104ZM111 27V26H110ZM116 27H119V25H117ZM144 27V26H143ZM147 27V25H146ZM154 27V28H155ZM254 27H255V24H254ZM263 27H264V23H263ZM55 28H58L59 30H62L63 32L62 33H59L58 35H53V33H55ZM96 28V26H95ZM103 28V27H102ZM106 28V27H105ZM104 28V29H105ZM108 28V27H107ZM115 28V27H114ZM132 28V27H131ZM80 29V30H79ZM87 29V28H86ZM89 30L91 29L90 27L88 28ZM117 29V28H116ZM116 29H114L116 31ZM119 29V28H118ZM142 29V28H140ZM140 29H139V33H140ZM149 29V30H148ZM249 29V28H248ZM262 29V28H261ZM96 30V29H95ZM109 30V29H108ZM106 30L108 33L110 31ZM111 30V28H110ZM112 29L111 33H113L114 31ZM138 30V27L137 29ZM135 30V31H136ZM162 30V29H161ZM241 30V29H240ZM88 31V30H87ZM100 31V30H99ZM104 30V32H106ZM142 31V30H141ZM144 31V30H143ZM142 31V32H143ZM144 31V33H145ZM248 31V30H247ZM263 31V30H262ZM84 32V30H83ZM95 32V31H94ZM102 32V31H100ZM103 32V33H104ZM107 32L105 34V36L107 37ZM238 32V31H237ZM240 32V31H239ZM264 32V31H263ZM57 33V32H56ZM91 33V32H90ZM103 33H100L103 34ZM115 33H113V35L115 36ZM118 33V32H117ZM134 33V32H133ZM142 33L141 35H145L147 36V34H144ZM243 33V32H242ZM99 34V33H98ZM97 34V35H98ZM110 34V33H109ZM247 34V33H246ZM259 34L261 35L260 31H259ZM96 35V34H95ZM112 35V34H111ZM111 35L109 36L110 38H113L111 37ZM112 35V36H113ZM117 35V34H116ZM87 36V34H86ZM99 36V35H98ZM104 36V37H105ZM119 36V35H118ZM139 34H138V31L137 33L135 32V34H133V39L131 38L132 42L135 41L137 38H138ZM144 36V38H145ZM238 36V35H237ZM257 36L259 37V35L257 34ZM82 38L85 39V41H82ZM101 37V36H100ZM103 37V36H102ZM103 37V38H104ZM105 37V38H106ZM108 37V38H109ZM141 37V36H140ZM148 37V36H147ZM151 37V36H150ZM153 37V38H154ZM248 37V35H247ZM257 37V38H258ZM97 38V37H96ZM102 38V39H103ZM149 38V37H148ZM255 38V37H254ZM253 38V40H254ZM95 39V38H94ZM98 39V38H97ZM119 39V37L117 38ZM246 39V38H245ZM249 39V38H248ZM259 39V38H258ZM257 39V40H258ZM100 40V39H99ZM98 40V41H99ZM114 40V39H112ZM152 40V39H151ZM240 40V39H239ZM26 41V43H27ZM117 41V40H116ZM119 41V40H118ZM145 41H146V38H145ZM259 41V40H258ZM57 42V43H55ZM131 42V41H130ZM128 42V43H130ZM244 44L245 42L242 41ZM29 43V44H30ZM114 43V42H113ZM154 43V42H153ZM49 44V43H48ZM49 44V45H50ZM117 44V42H116ZM132 44V43H131ZM256 44L257 46L255 45V52L256 54H258L260 56V53H261V50H264L263 49V45H264V33L262 34L261 36V39L260 41L257 43L256 41ZM24 45V44H23ZM134 44H132L133 46ZM108 46V45H106ZM112 46V45H111ZM124 46V45H123ZM137 46V45H136ZM47 47V46H46ZM118 47V46H117ZM121 47V46H120ZM23 48V47H22ZM20 48V50L22 49ZM32 48V47H31ZM247 48V47H246ZM28 49V48H27ZM33 49V48H32ZM90 49L92 50H95V51H99L101 53H103L104 55H109L111 58H105L103 56H100L98 54H95V52L91 51ZM113 49H116L113 48ZM181 49V48H180ZM42 50V49H41ZM51 50V49H50ZM250 50V48L248 49ZM27 51V50H26ZM25 51V52H26ZM47 51V52H46ZM20 52V51H19ZM31 52V51H30ZM32 52H34V54L38 53L34 50H32ZM75 53L77 54V56L81 57L82 56V63L79 65L77 64H73L74 63V58H73V61H72V58H70L69 56V53ZM225 52V51H224ZM237 54L241 57H244L246 58V52H244V49L239 47L237 50H236ZM18 53V52H17ZM22 53V52H21ZM20 53V54H21ZM24 53V52H23ZM51 53V52H50ZM130 53H132L130 51ZM142 53V52H141ZM229 53V52H228ZM65 54V55H64ZM134 54V52H133ZM152 54V53H151ZM213 54V52L211 53ZM226 54V53H225ZM236 54V56H238ZM255 54V56H256ZM55 55V56H54ZM69 55V56H68ZM72 55V54H71ZM74 55V54H73ZM138 55V54H137ZM219 55V54H218ZM24 56V55H23ZM32 56V55H31ZM42 56V57H41ZM67 56L71 59V65L70 67H64L65 66V62H66V59H67ZM76 56V57H77ZM228 55L226 54V57ZM231 56V55H230ZM238 56V58H239ZM262 56V55H261ZM260 56V57H261ZM75 59L77 60L78 58ZM129 57H131V59H129ZM133 57V58H132ZM141 57V56H140ZM143 57V56H142ZM224 55H222V58L224 59ZM225 57V58H226ZM251 57V56H250ZM249 57V59H250ZM263 57V56H262ZM16 58V57H14ZM22 58V54L21 56L18 58L17 62L16 63H21L24 62L23 58ZM30 58V57H29ZM220 58V57H218ZM228 58V57H227ZM233 58H234V55H233ZM237 58V57H235ZM12 59V58H11ZM10 59V60H11ZM213 60V57L211 58ZM9 60V62H10ZM215 60V59H214ZM227 60H231L233 61L234 63V60H232V57L231 59H227ZM248 60V59H247ZM259 60V59H258ZM53 61L54 63H57L58 64V67L55 66L54 68H51L48 67V64ZM70 61V60H69ZM68 61V62H69ZM80 61V60H79ZM220 60L217 59V62H219ZM260 61V60H259ZM14 62V60H13ZM13 62H10L9 63V68L6 69L8 66H6V68L3 67V69H6L5 71H7L6 73L7 74H11L12 71L15 70V65H11V63ZM61 62L63 63V67H60L59 66V63L61 64ZM81 62V61H80ZM127 63V65L125 63ZM211 62V60H210ZM225 63V61H223ZM230 62V61H229ZM8 63V61H7ZM52 63V62H51ZM68 63V64H70ZM178 63V62H177ZM180 63V62H179ZM216 63V62H215ZM214 63V67L212 68H215L217 66V64ZM228 63V62H227ZM18 64V66H19ZM67 64V65H68ZM213 64V63H212ZM219 64V63H218ZM226 64V63H225ZM230 64V63H228ZM11 65V66H10ZM79 65V66H77ZM94 64H92L93 66ZM216 65V66H215ZM234 65V64H233ZM231 65V66H233ZM241 65V64H240ZM17 66V65H16ZM17 66V67H18ZM91 66V67H92ZM96 66V65H95ZM94 66V67H95ZM98 66V65H97ZM173 66V65H172ZM177 65H174V67H176ZM230 66V65H229ZM45 67H48V70L51 69V72L49 73H46L45 70H47V68ZM103 67V66H101ZM100 66L97 67V68H101ZM237 67V65H236ZM20 68V67H19ZM24 68V67H23ZM50 68V69H49ZM21 69V68H20ZM104 69V67H103ZM109 69V70H108ZM138 69V70H139ZM19 70V69H18ZM102 70V69H101ZM17 70L14 71V73L16 74ZM45 71V73H44ZM94 73H93V72ZM104 71V70H102ZM117 71V70H116ZM119 71V70H118ZM126 71V70H125ZM239 71V70H238ZM146 72V73H144ZM236 72V71H235ZM241 72V71H240ZM12 72V75L13 78L15 77V74ZM120 73V72H119ZM125 73V72H124ZM127 73V72H126ZM5 73H3V76H4ZM6 74V75H7ZM19 74V73H18ZM22 74V73H21ZM108 74V75H107ZM129 75V74H127ZM131 75V74H130ZM187 75V74H186ZM245 75V74H244ZM10 76V77H11ZM118 76V75H117ZM121 76V75H120ZM202 76V75H201ZM2 77V75H1ZM6 77H9V76H5V77H2L0 79H4L6 81ZM9 77V80L7 82L10 83V78ZM17 77V76H16ZM100 77V75H99ZM98 77V78H99ZM132 77V75H131ZM140 77V76H139ZM167 77V79H165ZM55 78H58V83H56L57 81L54 82V79ZM97 78V79H98ZM109 78V76H108ZM119 78V77H118ZM128 78V77H127ZM144 78V77H143ZM142 78V79H143ZM182 78V79H180ZM197 78V77H196ZM199 78V76H198ZM15 79V78H14ZM29 79H31L29 77ZM35 79V78H33ZM37 79V80H38ZM101 79V77L99 78ZM107 78H105L106 80ZM110 79V78H109ZM131 79V78H130ZM141 79V80H142ZM201 79V78H200ZM199 79V81H200ZM214 79V78H213ZM103 80V79H102ZM125 80V79H124ZM132 80V79H131ZM203 80V78H202ZM1 81V80H0ZM3 81V82H5ZM12 81V80H11ZM19 81V82H18ZM32 81V80H31ZM34 82L36 80H33ZM97 81V80H96ZM121 81V79H120ZM134 81V80H133ZM171 81V82H170ZM206 81V80H205ZM204 81V82H205ZM210 80H208L209 82ZM14 82V81H13ZM93 82V81H92ZM100 82V80L98 81V83ZM103 82V81H102ZM184 82V81H182ZM212 84L209 82L207 85L210 86H214V82L213 80H211ZM216 82V80H215ZM219 82V83H218ZM216 85H222L220 83V81H218ZM107 83V82H105ZM109 83H110V80H109ZM214 83V84H213ZM225 83V82H224ZM30 84V83H29ZM27 83V85H29ZM34 84V83H33ZM94 84V83H93ZM97 84V82H96ZM113 84V83H112ZM3 85V84H2ZM0 84V86H2ZM5 86H2L4 88H7V84L4 83ZM86 86V90L87 92L85 91V93L83 94L82 93V96L80 98H85L84 100H79V92H80V88H77V86ZM102 86V85H101ZM231 86V85H230ZM2 88V92L3 89ZM16 88V87H15ZM37 88V89H36ZM83 88V87H82ZM216 88H219L216 87ZM221 88V86H220ZM225 88V86H224ZM24 89V88H23ZM26 89H27V86H26ZM25 89V90H26ZM158 89V90H157ZM8 90H9V85H8ZM20 91H22V89H19ZM79 90V91H78ZM84 90V89H83ZM151 87H147L146 89H143L141 91V93H139L140 97L137 96L138 98H140L142 100V106L139 105L138 106H135V111L134 112L135 114L139 111L142 110V112L145 114L144 116L142 117H145L147 118V116L149 114H147L148 111H150L152 109L153 106H156L154 105L153 103L155 102V100H153L150 96L153 94V91H151ZM7 90H5L6 92ZM138 91V90H137ZM19 92V91H18ZM82 92V91H81ZM196 92V93H197ZM26 92H24L23 94H25ZM31 93V92H30ZM112 93V91H111ZM114 93V91H113ZM158 93V92H157ZM169 93H167L169 95ZM209 93V92H208ZM3 94V93H2ZM17 95V93H15ZM14 94V95H15ZM48 93H46L47 95ZM192 94V93H191ZM194 94V93H193ZM211 94V93H210ZM239 94V93H238ZM12 95V94H11ZM33 99H39L41 97H38L37 96ZM79 95L77 98L78 100L81 102L80 103H77L76 102V96ZM135 95V92L132 90L131 91V96H134ZM4 96H8V91H7V94L5 93ZM31 96H35V92H34V95L33 93L31 94ZM161 96V95H160ZM3 97V96H2ZM9 97V96H8ZM19 97V96H18ZM92 97V98H93ZM142 97V98H141ZM154 97V96H153ZM58 100H56V99ZM91 98V97H90ZM232 98V97H231ZM4 99V98H3ZM21 99V98H20ZM31 98L29 97L28 99L26 98L25 99V102L26 100L27 101H31V102H34L33 99L30 100ZM88 99V98H87ZM136 99V98H135ZM238 99V98H237ZM43 100V99H42ZM77 100V101H78ZM99 100V101H100ZM118 100H121L120 98ZM140 100V101H141ZM251 100V99H250ZM6 101V100H5ZM38 100H36L37 102ZM94 101V100H93ZM241 101V100H240ZM23 102H24V99H23ZM31 102H28L29 105L31 104ZM40 102V101H39ZM77 104H76V103ZM120 102V101H119ZM118 102V103H119ZM122 102V101H121ZM158 102V101H157ZM28 103L26 102V104L28 105ZM75 103V104H74ZM91 103V102H90ZM109 103V105H108ZM3 104V103H2ZM25 104V105H26ZM33 104V103H32ZM38 104V103H37ZM69 104V105H67ZM80 104V105H79ZM141 104V103H140ZM159 104V103H158ZM245 104H247V106L243 105L242 104H239V106L241 105V107H243V109H239L237 107H233V110H232V114H231V119L229 118V123L231 125H233V127L235 126L234 124L236 125H239L240 128H243L242 130H248L250 132H257L258 135L256 136L258 138V136L260 137H263L264 138V100L263 99H252V101L249 102H246L245 101ZM23 105V104H22ZM35 105V104H34ZM40 105V103H39ZM243 105V106H242ZM12 106V105H11ZM18 106V105H17ZM16 106V109L14 108L13 109V112H6L4 113V115L1 113V116H0V140L3 139V136H4V139L6 138L5 135H8L10 134V132H12L10 130V132L7 130H4L5 128V123H6V129L10 126L11 129L14 128L12 127V125H8L10 123H13V122H10L9 121L14 118H18L17 115L22 112V109L20 107V109ZM20 106H21V102H20ZM23 107H25L23 105ZM36 107V106H35ZM55 107L53 109V114H54V117H53V114L51 113V109ZM84 107H87L85 108L86 111H84V114L83 115H79V111L82 112V108ZM96 107H97V104H96ZM115 107V106H114ZM138 107V108H137ZM18 108V109H17ZM26 108V107H25ZM25 108H24V111H25ZM29 108V107H28ZM31 108V106H30ZM58 109V107H57ZM57 118L60 117L58 115V111L57 110ZM95 109V110H94ZM106 109V110H105ZM155 109V108H154ZM218 109V108H217ZM66 110V108H65ZM84 110V109H83ZM112 110V109H111ZM110 110V111H111ZM114 110V108H113ZM132 110V109H131ZM12 111V110H11ZM109 111V112H110ZM153 111V109H152ZM3 112V111H2ZM55 112V113H54ZM63 112V111H62ZM60 112V113H62ZM67 112V113H66ZM138 112V113H139ZM228 112V111H227ZM138 113L136 115H138ZM142 113V114H143ZM212 113L210 116H212V118L210 120H206L205 123L202 125V127L200 128L199 132H196L194 133L193 135H191V133L194 132V129L191 130V129H188L182 136H180V141H184V142H187L186 143V146H189L193 143L194 144V147H196V143L199 142V140L202 139V137L208 135V133L210 135H212L211 133H215L216 135H219L220 133V129L222 127H220V125H223V119H226L227 120V116H226V111L224 109H220L219 110H215L214 112H210ZM229 113V112H228ZM24 114V113H23ZM22 114V115H23ZM108 114V113H107ZM133 114V113H132ZM134 114V116H135ZM141 114V112H140ZM21 115V114H19ZM18 115V116H19ZM21 115V116H22ZM151 115V114H150ZM229 115V114H228ZM256 115V116H255ZM133 116V117H134ZM127 117V116H126ZM149 117V116H148ZM130 118V121L128 123H130L132 120H131V116L129 117ZM144 118V119H145ZM13 119V120H14ZM62 118L60 117V120ZM126 119V118H125ZM133 119V118H132ZM260 119H263L260 120ZM26 120L23 118V121ZM59 120V119H58ZM57 121L58 123L62 122V121ZM115 120V119H114ZM129 120V119H128ZM135 120H137L136 116H135ZM142 120V119H141ZM224 120V122L226 121ZM28 121V120H27ZM46 121V122H48ZM55 122V120H53ZM134 121V120H133ZM143 121V120H142ZM152 121V120H151ZM222 121V123H221ZM8 122V124H7ZM25 122V125H26V121ZM29 122V121H28ZM45 122V123H46ZM50 122V121H49ZM113 122V121H112ZM136 123V121H134ZM21 123V121H20ZM33 120L31 121L30 124H32L31 126L33 127ZM38 123H34L35 124H38ZM43 123V125L45 124ZM56 123V125L58 124ZM111 123V122H110ZM132 123V122H131ZM130 123V125H131ZM226 123V122H225ZM22 124V123H21ZM50 124V123H49ZM53 124V122H52ZM62 124V123H61ZM109 124V123H108ZM133 124V123H132ZM141 124V123H139ZM8 125V126H7ZM18 125V124H17ZM28 125V130H29V123L27 124ZM27 125L25 126V128L27 127ZM97 125V124H96ZM130 125H126L128 128H131L132 129V126L130 127ZM231 125H229L231 127ZM37 126V125H36ZM35 126V127H36ZM45 126V125H44ZM108 126V125H107ZM24 127V126H23ZM31 127V128H32ZM35 130H37V128H35ZM55 127V125H54ZM137 127V125H136ZM238 127V126H237ZM19 129V132H21L22 130H20L22 128L20 127H16L15 126V133L18 132L17 130ZM23 128V129H25ZM52 128V130L50 129ZM127 128V130H128ZM135 128V127H134ZM136 129V128H135ZM223 129V128H222ZM9 130V128H8ZM13 130V134H14V129ZM123 130V129H122ZM134 129H132L133 131ZM6 131V132H5ZM24 131V130H23ZM32 129H30V134L27 132V129L24 131V134H26V137L25 139L27 138H34V136L32 137V133L34 134V132H32ZM82 131V132H81ZM202 133H201V132ZM247 131V132H248ZM27 132V133H26ZM36 132V131H35ZM48 132V131H46ZM125 132L127 133L126 131V127H125ZM130 130H129V134H130ZM229 132V131H228ZM4 133V135H3ZM8 133V134H7ZM222 133V131H221ZM256 133V134H257ZM18 134V133H16ZM23 134V132H22ZM80 134V135H79ZM104 134V133H103ZM121 134V133H119ZM201 134V135H200ZM214 134V135H215ZM12 135V134H10ZM221 135V134H220ZM230 135V134H229ZM14 136L16 135H13L12 138H14ZM23 136V135H22ZM21 136V137H22ZM113 136V135H112ZM116 136V135H115ZM141 136V135H140ZM10 136H7V138L9 139ZM10 137V139H11ZM17 137V136H16ZM111 137V136H110ZM109 137V138H110ZM215 137V136H214ZM24 138V137H23ZM113 138V137H112ZM34 140V139H33ZM48 140H51V139H48ZM115 140L116 137H115ZM119 140V138H118ZM130 140V138H129ZM136 140V139H135ZM11 141V140H10ZM38 141V140H37ZM58 142L57 143V146L56 148H54L55 146V143L54 142ZM128 141V140H127ZM126 141V142H127ZM256 141V139H255ZM2 142H5L2 140ZM45 142V141H44ZM82 142V141H81ZM80 142V144H81ZM112 142V141H111ZM27 143V142H26ZM84 144V141L82 142ZM125 143V142H124ZM123 143V144H124ZM180 143V142H179ZM238 143V142H237ZM7 144V143H6ZM34 144V143H33ZM35 144H37V142H35ZM34 144V145H35ZM54 144V146H53ZM75 144V145H76ZM181 144V143H180ZM228 144V143H227ZM231 144V143H230ZM39 145V144H38ZM76 145V146H77ZM11 146V145H10ZM82 147H84L83 145H81ZM86 146V145H85ZM107 146V145H106ZM110 146V147H109ZM109 149H107V154H109L110 157H113L114 158V162L113 164H109L107 163V166L104 167L106 168V170L103 172L104 174L102 176H94V180H91L92 182H90V184H86L85 187H80V188H77V189H73L72 192L70 190V194L72 193V196H73V202L78 206L76 208H78V212H80L81 215H79V220H77L76 222L74 221V217L73 220H71V218L69 219V221L66 222V224H68V227L70 226V222L73 223V221L75 222L74 225H71L70 228L73 230V234L76 235V230H79L82 228V226H84V223H86V221L90 218H97L99 216H102L103 214L105 215L106 213H108V219L110 221V226L108 227L109 228V231L107 233H103V235L105 236L102 244L99 246V244L97 246L100 247V249L103 251V254H99V252H97V250L95 251V253H97L98 255H100L99 257H97L98 255L96 254V257L99 258L101 261V264H153L150 260V252H152V248H151V238L153 237L154 233L156 232L155 230V227L156 226V223L157 221L159 222V219H158V206L161 204H164L163 207H162V210L164 209L165 213L170 210H168L167 208L170 209V207H174V204L176 205L178 202V206L180 205V203H182L183 201L185 200H189V202H195L197 201L198 203L200 202H205V200L208 198L209 196V201L211 200V206H212V209L211 212L213 211L214 213V199L216 197H221L223 199V205L219 204V206L221 205V211L222 212V209L225 208V206L228 204L227 201H229L230 199V202L228 204V212L230 214V217L227 215V220H225V224L220 226L218 228V231L217 233H215L216 235L213 236L212 238V235H211V231H210V225H208L207 223V218H208V214H210L208 212L207 214V217L204 216V219L202 220L203 222L198 226L196 224V228H194V231H193V236L191 235V237H193V242L196 243L197 245L201 246L202 247V250L204 251V249L210 244H212V252H213V255H212V260L211 262H209V264H224V261H225V256L227 254V249H226V245L224 243L225 239V236H227L228 234L230 235L229 237H231V235H233V232L235 231L236 229V223H233L232 221V217L234 219V214H235V210L239 208H241V211H244L246 212V216L245 218L243 219V225L244 226H250V229H252V225H253V222L255 221V219L257 220H260L261 224L263 223V227H264V213H262L261 215L259 214L258 216H256V211L257 209L253 207H250L249 206V202H248V197H247V194L250 192L249 190L252 189V188H256L259 190H262L264 192V155L262 156H259L257 154V152L255 151H246V152H243L241 151V149H238V146L236 145H228L226 147H222V149L219 150V152L217 153V150L212 148V149H207L205 150L204 154H199V153H196L194 151V154L195 156L193 157L192 160L190 161H183L181 162L180 161V164L178 162H176V164L178 165L177 167L173 164V167L171 166L170 168V165L168 168V170H166V172H164L163 169L162 171H157V172H153V174H151V176H147L145 177L143 175V171L140 172L139 174L137 173V176H135L134 180L132 181V184L133 185H128L126 188H127V191L126 192V197L125 198H121L122 201L120 200V204H118L116 207L112 206V203L114 201V193H115V187L117 188L118 186H120L121 184L126 183L127 181V175L129 174V170H128V166L127 165L126 167L124 166L123 168V162L125 161V158H124V161L122 162V158L123 156H120L121 154V149L122 147L121 146H116L115 144H111L109 145ZM185 146V145H184ZM183 146V148H184ZM193 146V145H192ZM212 146V145H211ZM5 147V146H4ZM78 147V146H77ZM191 147V146H189ZM188 147V148H189ZM258 147V146H257ZM124 148V147H123ZM210 148V147H209ZM261 148V147H260ZM6 149V147H5ZM65 149H67V147H65ZM64 149V150H65ZM69 149V148H68ZM67 149V150H68ZM72 149V148H71ZM81 149V148H80ZM84 149V148H83ZM104 149V148H103ZM8 150V149H7ZM87 150V149H86ZM257 150V149H256ZM260 150V149H258ZM72 151H74V149H72ZM126 151V150H125ZM136 151V150H135ZM66 152V150H65ZM65 152L63 151V154H65ZM87 152V151H86ZM70 157H71V151L68 152ZM77 153V152H76ZM120 156H118L117 155ZM132 153H133V150H132ZM78 154V153H77ZM122 154H124L122 152ZM193 154V155H194ZM87 155V154H86ZM116 155L118 156V158H115ZM127 155V154H126ZM13 156V155H12ZM63 156V155H62ZM105 156V155H104ZM129 156H131L129 154ZM127 156V157H129ZM16 157V155L14 156ZM76 157V156H75ZM83 157V155H82ZM140 157V156H139ZM17 158V160H18ZM136 158V156H135ZM144 158V157H143ZM192 158V156H191ZM68 159V157H67ZM77 159H78V156H77ZM132 159V158H131ZM16 160V159H14ZM13 160V161H14ZM52 160V161H51ZM88 160V159H87ZM127 161L128 158L126 159ZM182 160V159H181ZM12 161V160H11ZM68 161V160H67ZM144 161V159H143ZM165 161V160H164ZM49 162V164H50ZM63 162V161H62ZM66 162V161H65ZM75 162V160H74ZM73 162V163H74ZM131 162V161H129ZM154 162V161H153ZM161 161L159 160V163ZM52 163H51V166H52ZM58 163V162H57ZM56 163V164H57ZM64 163V162H63ZM76 163V162H75ZM126 163V161H125ZM132 163V162H131ZM130 163V164H131ZM139 163V161H138ZM155 163V162H154ZM162 163V162H161ZM69 164V163H68ZM98 163H96L97 165ZM120 164L122 166H120ZM135 164V163H134ZM137 164V162H136ZM149 164V163H148ZM156 164H157V161H156ZM20 165V166H21ZM55 168L56 165L53 164ZM64 165V164H63ZM65 165H67L65 163ZM75 165V164H74ZM73 165V166H74ZM99 165V164H98ZM160 165V164H159ZM164 165V164H163ZM47 166H48V163H47ZM46 166V167H47ZM94 166V164H93ZM93 166L92 168H90L91 170L93 169ZM134 166V165H133ZM146 166V165H145ZM175 166V167H174ZM63 167V166H62ZM77 167V166H76ZM82 167V166H81ZM100 167V166H99ZM128 167V168H127ZM137 167H138V164H137ZM154 167V166H153ZM49 168V167H48ZM51 168V167H50ZM58 168V167H57ZM67 168V167H66ZM75 168V167H74ZM134 168V167H133ZM157 167H155L156 169ZM160 168V167H159ZM62 169V168H60ZM78 169V168H77ZM81 169V168H79ZM78 169V170H79ZM95 169V168H94ZM132 169V168H131ZM130 169V170H131ZM136 169V166L135 168L133 169V173L134 174V170ZM138 169V168H137ZM167 169V168H166ZM77 170V171H78ZM104 170V169H103ZM160 170V169H159ZM44 172V173H45ZM50 172V171H49ZM55 172V169L52 171V173ZM74 172V170H73ZM128 172V173H127ZM131 172V171H130ZM137 171H135L136 173ZM146 172V171H145ZM72 173V172H71ZM75 173H76V169H75ZM90 173V172H89ZM47 174V172H46ZM54 175V174H53ZM71 175V174H70ZM46 176V175H45ZM64 176V175H63ZM78 176V175H77ZM81 176V175H80ZM79 176V177H80ZM132 176V175H131ZM52 177V175H51ZM56 177V176H55ZM73 177V175H72ZM75 177V175H74ZM82 177V176H81ZM129 177H130V174H129ZM86 178V177H85ZM93 178V177H92ZM91 178V179H92ZM75 179V178H74ZM129 179V178H128ZM131 179V178H130ZM52 180V178L50 179ZM49 180V181H50ZM56 181V179H54ZM52 180V181H54ZM71 180V179H69ZM77 180V179H76ZM74 181V180H72ZM85 181V180H84ZM83 181V182H84ZM64 182V181H63ZM56 182H54L55 184ZM80 183V182H78ZM77 183V185H79ZM212 183V184H211ZM48 184V182L46 183ZM50 184V183H49ZM69 184H71L69 182ZM84 184V183H83ZM65 185V184H64ZM125 185V184H124ZM56 186V185H55ZM54 186V187H55ZM67 188H68V184L66 185ZM73 186V185H72ZM40 187V188H39ZM60 187V186H59ZM122 187V186H121ZM70 188V187H69ZM57 189V188H55ZM119 189V187H118ZM67 190V189H66ZM65 190V191H66ZM64 191V189H63ZM69 191V189L67 190ZM255 191V189H254ZM257 191V192H258ZM39 192V193H38ZM54 192V191H53ZM60 193V192H59ZM66 193V192H65ZM64 194V193H63ZM61 194V195H63ZM68 194V193H67ZM253 194V193H252ZM261 193H259L260 195ZM26 195V196H25ZM42 196V195H41ZM52 196V195H51ZM55 196V195H54ZM255 196V195H254ZM263 196V195H262ZM43 197V196H42ZM41 198H39V195L37 197V202L40 200L41 201ZM53 197V196H52ZM253 197V196H252ZM39 198V199H38ZM65 198V197H64ZM69 198H70V195H69ZM264 198V197H263ZM27 199V200H26ZM46 199V196L45 198ZM62 199V198H61ZM35 200V199H34ZM250 200V199H249ZM252 200V199H251ZM259 200V199H258ZM264 200V199H263ZM8 201V202H7ZM256 201V200H255ZM260 201V200H259ZM10 203L9 204V207L7 205L8 208H5V203ZM36 202V203H37ZM43 202V201H41ZM187 203L190 205V203ZM264 202V201H263ZM40 203V202H38ZM58 203V202H57ZM24 204V205H23ZM196 204V203H195ZM11 205V206H10ZM28 205V204H27ZM61 205V203H60ZM33 206V205H32ZM159 206V207H160ZM181 206V205H180ZM218 206V207H219ZM19 207V208H18ZM42 207V205H41ZM68 207H69V204H68ZM71 207V206H70ZM74 209H75V205H73ZM160 207V208H161ZM23 208V207H22ZM40 208V207H39ZM66 208V207H65ZM113 208V209H112ZM191 208V206H190ZM203 208V207H202ZM225 208V209H226ZM8 209V212H6ZM30 209V208H28ZM35 209V208H34ZM33 209V210H34ZM73 209V208H72ZM167 209V210H166ZM178 209V208H177ZM176 209V210H177ZM180 207H179V211H180ZM186 209V208H185ZM193 209V208H192ZM32 210V212H33ZM66 210V209H65ZM161 210V211H162ZM173 209H171L172 211ZM198 210V209H197ZM39 211V210H38ZM53 211V210H52ZM146 211H147V214H146ZM179 211H177L173 217V219H171V221L173 222V229L177 228L176 225L179 224L180 222V219L182 216L181 213H179ZM193 211V210H192ZM196 211V210H195ZM208 211V210H207ZM24 212V211H23ZM48 212H51V211H48ZM167 212V213H168ZM190 212H191V209H190ZM220 212V213H221ZM14 213V212H13ZM70 213V212H69ZM74 213V212H73ZM161 213V212H160ZM18 214V213H17ZM24 214V213H23ZM27 214V212H26ZM65 215L66 212L64 213ZM162 216L164 215L163 211H162ZM170 214V213H169ZM172 214V213H171ZM195 214V213H194ZM14 215H16L14 213ZM74 215V214H73ZM76 215V214H75ZM193 215V213H192ZM206 215V214H204ZM213 215V214H212ZM242 215V213H241ZM22 216V214H21ZM165 216V215H164ZM172 216V215H171ZM14 217V216H13ZM48 217V216H47ZM53 217V216H51ZM75 217V218H76ZM170 215L165 218L168 220L169 219ZM188 217V216H187ZM185 217V218H187ZM243 217V216H242ZM21 218V217H20ZM19 218V219H20ZM29 218H30V215H29ZM160 218V216H159ZM163 218V217H162ZM172 218V217H171ZM23 219V218H22ZM53 219V218H52ZM163 219V221L165 220ZM188 219V218H187ZM220 219V218H219ZM46 220V219H45ZM71 220V221H70ZM88 220V221H89ZM107 220V219H106ZM182 220V219H181ZM238 220V219H237ZM18 221V220H17ZM16 221V223H18ZM61 221V220H60ZM59 221V222H60ZM87 221V222H88ZM185 221V220H184ZM219 221V220H218ZM49 222V221H48ZM188 222V221H187ZM186 222V229L184 228L185 226L183 225V228L185 229L184 232H186V230L188 231L189 230V227L190 226H187V223ZM235 222V220H234ZM160 223H161V220H160ZM191 223V222H190ZM213 223V222H212ZM215 223V222H214ZM239 223V222H238ZM25 224V223H24ZM27 224V223H26ZM25 224V225H26ZM61 224V223H60ZM63 224V223H62ZM164 224H167V223H164ZM184 224V223H183ZM28 225V224H27ZM132 227V229H134V233L133 235L131 234V238L129 237V233H132V231L128 232L129 229L131 230V228L129 227ZM167 226V225H166ZM66 227V228H68ZM160 227V226H159ZM179 227V226H178ZM245 227V228H246ZM262 227V228H263ZM47 228H50L49 227V224L47 225ZM68 228V230L70 229ZM214 228V227H213ZM249 229V228H247ZM48 230V229H47ZM108 230V229H107ZM166 230V229H165ZM171 230V229H170ZM183 230V229H182ZM238 230V229H237ZM75 231V232H74ZM163 231V230H162ZM177 231V229H176ZM240 231V230H239ZM246 232V230H244ZM261 231V230H260ZM259 231V233H260ZM30 232V231H29ZM237 232V231H236ZM248 232V231H247ZM246 232V233H247ZM264 232V229L262 231V233ZM78 233V232H77ZM144 233L147 235V241L145 239V244H143L141 246V242L143 240H141V236L144 235ZM178 233V232H177ZM181 233V232H180ZM253 233V232H252ZM258 233V234H259ZM261 233V235H262ZM59 234V233H58ZM192 234V232H191ZM238 234V233H237ZM240 234V233H239ZM258 234L253 236V238L250 240L249 238V242H248V245L249 246H252L254 244L255 246V243L254 241H256V239L258 240ZM241 235V234H240ZM264 235V233H263ZM36 236V235H35ZM77 236V235H76ZM167 236V235H166ZM185 236V235H184ZM187 236V235H186ZM238 236V235H237ZM146 236L143 237V239L145 238ZM171 237V236H170ZM169 237V238H170ZM260 237V236H259ZM69 238V237H68ZM166 238V237H165ZM182 238V237H181ZM233 238V236H232ZM261 238V237H260ZM264 238V237H263ZM229 239V238H228ZM141 240V241H140ZM181 240V239H180ZM264 240V239H263ZM262 240V242H263ZM227 241V240H226ZM259 241V240H258ZM69 242V241H68ZM191 242V243H193ZM39 243V242H37ZM144 243V241H143ZM159 243V242H158ZM174 243V242H173ZM183 243V242H182ZM233 243V242H232ZM179 244V243H178ZM227 244V242H226ZM261 244V243H260ZM263 244V243H262ZM166 245H167V242H166ZM175 245V244H174ZM181 245V244H180ZM231 245V244H230ZM173 246V245H172ZM177 246V245H176ZM264 246V245H263ZM228 247V246H227ZM258 247L259 249V246H256V248ZM98 248V247H96ZM181 248V247H180ZM192 248V247H191ZM244 248V246H243ZM245 248H247L245 246ZM251 248V247H250ZM255 247L254 249L257 250ZM252 249V248H251ZM181 250V249H180ZM244 250V249H243ZM247 250H250V249H247ZM174 251V250H173ZM176 251L177 250V247H176ZM176 251H175V254H176ZM187 251V250H186ZM197 251V250H196ZM202 252V251H201ZM180 253V252H179ZM189 253V252H188ZM187 254V253H186ZM210 254V252H209ZM80 255V253H79ZM161 255V254H160ZM203 254L200 253V255L198 257H196L197 259L195 260V262H201L202 264V259H203ZM229 255V254H228ZM250 255V254H249ZM263 255V254H262ZM94 256V254H93ZM154 256V255H153ZM152 256V257H153ZM162 256V255H161ZM180 256V255H179ZM187 256V255H186ZM191 256V255H190ZM195 256V255H194ZM49 257V256H48ZM188 257V256H187ZM230 257V256H229ZM238 257V256H237ZM154 258V257H153ZM167 258V257H166ZM169 258V257H168ZM190 258V257H189ZM233 258V257H232ZM248 258V257H247ZM99 259L97 262H99ZM158 260V258H156ZM97 260V259H96ZM156 261V263L158 264V261ZM210 260V259H209ZM168 261V259H167ZM232 261V260H231ZM236 261V259H235ZM249 261V260H248ZM251 261V260H250ZM264 261V260H263ZM99 262V263H100ZM170 262V261H169ZM186 262V260H185ZM184 262V264H185ZM98 263V264H99ZM192 263V262H191ZM228 263V262H227ZM226 263V264H227ZM176 264V263H175ZM181 264V263H180ZM183 264V263H182ZM233 264V263H231Z\"/></svg>",
	"mask_w": 264,
	"mask_h": 264
}]
</instances>
